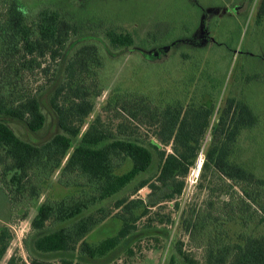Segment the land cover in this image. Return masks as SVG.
<instances>
[{
  "label": "trees",
  "instance_id": "1",
  "mask_svg": "<svg viewBox=\"0 0 264 264\" xmlns=\"http://www.w3.org/2000/svg\"><path fill=\"white\" fill-rule=\"evenodd\" d=\"M263 19L264 0L257 23ZM2 21L13 39L11 50L14 53L20 48L23 53L19 67L47 74L55 64L47 102L58 132L41 144L20 139L6 119L23 122L33 134L40 132L46 123L40 95L19 96L12 83H0V189L12 209L26 208L39 199L56 171L58 184L75 190L58 201L45 200L37 208L30 221L34 235L24 241L29 264H53L45 258L49 256H58L57 264H94L106 258L139 231L138 222L148 221L152 208L176 203L201 151L203 163L196 188L206 189L208 198L201 210L191 212L184 228L191 230L192 238L200 239L197 248H203V257L198 262L178 250L183 263L264 264V172L240 161L237 146L240 134L254 129L259 117L243 98H228L211 128L212 106H189L184 111L178 101L167 104L152 117L157 142L145 145L133 138L137 126L133 123L142 124L145 116L142 100L117 92L108 105L112 101L119 105L123 120L116 115L119 122L112 130L96 116L81 133L104 86L97 78L103 67L100 47L132 48L133 36L108 29L103 32L106 45L81 34L56 10L43 8L29 22L17 3L6 7ZM139 52L149 58L145 51ZM46 59L48 65L43 69ZM17 68H13L15 77L20 73ZM208 129L210 143L203 149ZM167 146L171 147L169 153ZM144 187L149 193L142 197L138 193ZM26 218L24 213L21 219ZM110 219L119 224L116 233L97 244L88 243L86 237ZM47 224L51 230L46 231ZM224 226L233 231L227 243ZM12 239L9 227L1 225L0 261ZM6 264L25 263L13 254Z\"/></svg>",
  "mask_w": 264,
  "mask_h": 264
},
{
  "label": "rangeland",
  "instance_id": "2",
  "mask_svg": "<svg viewBox=\"0 0 264 264\" xmlns=\"http://www.w3.org/2000/svg\"><path fill=\"white\" fill-rule=\"evenodd\" d=\"M260 1L0 0V83H12L19 96L39 94L46 117L45 126L37 134L31 133L19 120L6 121L20 139L33 144H41L58 132L55 114L47 102L53 88L55 64L50 65L47 74L37 69L30 71L19 67L23 62V53L20 48L14 53L11 50L14 47L13 39L2 21L6 7L11 3L18 4L29 22L36 19L39 10L48 8L60 12L78 27L81 34L92 36L93 40L106 43L103 32L109 29L130 33L135 41L132 48L100 47L103 67L98 69L97 78L104 86L94 100V110L85 120L81 133L96 116L106 129L112 130L119 122L117 116L123 120L124 115L118 114L119 105L113 101L108 105L117 92L128 93L131 100H142L145 116L142 124L133 123L137 125L133 138L145 145L149 141L157 142L153 134L157 127L152 125V117L167 104L178 101L184 111L189 106H212L211 128L228 98L241 97L255 110L259 124L252 130L243 131L238 137L239 160L251 163L258 171L264 172V19L257 23ZM211 6L213 8L207 10L206 14L214 17L205 21L201 9ZM205 24L209 27V39L204 31ZM197 28L198 31L194 32ZM200 40L202 43L196 46L194 42ZM162 47H169V50ZM141 49L150 59L140 54ZM47 65L46 59L42 68ZM15 67L20 72L18 77L13 72ZM210 138L208 129L202 139L203 149L209 145ZM165 149L167 153L171 151L170 146ZM58 178L59 171H56L44 186L39 199L26 208L12 209L0 189V226H8L13 235L0 264H6L13 254L25 264L30 263L24 241H30L34 235L30 221L37 208L45 200L58 201L75 193L74 189L61 187ZM198 183L199 178L196 185ZM196 185L184 192L176 203L167 202L152 208L149 220L144 218L138 222L139 231L135 235L106 258L93 263L184 264L180 254H187L195 261L202 262L203 248H197L200 239L192 238L191 230L184 228L185 220L192 211L197 213L203 208L207 197L206 189H198ZM206 185L207 182L204 183ZM148 193L149 189L144 187L138 195L144 197ZM221 199L227 201L225 195ZM24 213L27 218L23 220L21 217ZM145 225L149 227L145 228ZM227 226L223 227L226 243L233 233ZM118 228L116 220H107L90 233L86 241L97 244L113 236ZM48 230H51L49 224L46 225ZM127 249L131 250L130 254ZM45 258L53 264L59 260L58 256Z\"/></svg>",
  "mask_w": 264,
  "mask_h": 264
},
{
  "label": "built area",
  "instance_id": "3",
  "mask_svg": "<svg viewBox=\"0 0 264 264\" xmlns=\"http://www.w3.org/2000/svg\"><path fill=\"white\" fill-rule=\"evenodd\" d=\"M202 163H203V152L201 151L196 159L195 164L190 168L185 178L184 189L181 196H183L184 192L190 191L193 187H195L198 178L200 176Z\"/></svg>",
  "mask_w": 264,
  "mask_h": 264
},
{
  "label": "flooded vegetation",
  "instance_id": "4",
  "mask_svg": "<svg viewBox=\"0 0 264 264\" xmlns=\"http://www.w3.org/2000/svg\"><path fill=\"white\" fill-rule=\"evenodd\" d=\"M261 3H262V0L260 1V5H259V9H260V7H261ZM213 7L211 6L210 8H207V9H201L202 10V13L204 14V17H205V21H207L208 19H210L211 17H214V15H212V14H210V15H208V14H206V11L207 10H211ZM259 9H258V11H259ZM257 14H258V12H257ZM219 15V14H218ZM231 15V14H230ZM210 17V18H209ZM196 31H198V28L197 29H195V31L194 32H196ZM204 31H205V34H206V36L208 37V39H209V27H207V24H205V27H204ZM192 35H194V33L192 34ZM200 42V43H199ZM199 42H194V44L196 45V46H199V44H201L202 43V40H200ZM205 44H203L202 46H204ZM162 49H166V51H168L169 50V47H162ZM165 51V52H166Z\"/></svg>",
  "mask_w": 264,
  "mask_h": 264
}]
</instances>
